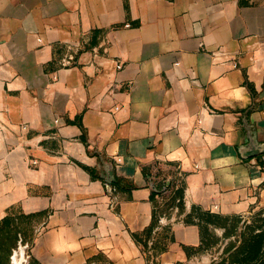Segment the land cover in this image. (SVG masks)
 <instances>
[{
	"label": "crops",
	"instance_id": "obj_1",
	"mask_svg": "<svg viewBox=\"0 0 264 264\" xmlns=\"http://www.w3.org/2000/svg\"><path fill=\"white\" fill-rule=\"evenodd\" d=\"M162 205L171 238L150 250L134 234ZM14 207L41 264H186L196 207L264 210V0H0Z\"/></svg>",
	"mask_w": 264,
	"mask_h": 264
},
{
	"label": "rangeland",
	"instance_id": "obj_2",
	"mask_svg": "<svg viewBox=\"0 0 264 264\" xmlns=\"http://www.w3.org/2000/svg\"><path fill=\"white\" fill-rule=\"evenodd\" d=\"M163 190L158 188V195ZM196 210L202 238L198 246L188 249L186 264H264V210L226 216ZM156 216L153 229L144 236L150 250L164 247L171 238L167 206H158ZM36 222L34 215L17 207L0 215V264H41L33 253Z\"/></svg>",
	"mask_w": 264,
	"mask_h": 264
},
{
	"label": "trees",
	"instance_id": "obj_3",
	"mask_svg": "<svg viewBox=\"0 0 264 264\" xmlns=\"http://www.w3.org/2000/svg\"><path fill=\"white\" fill-rule=\"evenodd\" d=\"M156 194H158V193L155 192V191L152 193L153 196H155ZM175 195L178 196V197H181L182 191L180 189H178L176 191V194ZM206 213H210V212H206ZM210 214H212V213H210ZM212 215H215V214H212ZM216 216H219V215H216ZM156 220H157V216H156V212H155L154 213V216H153L152 225L148 229H146L143 233H141V234H134V237H135L136 241H138L139 243H141L145 248H147V243H146V240H144V236L146 234H148L153 229V226L155 225ZM161 248H163V247H160V249Z\"/></svg>",
	"mask_w": 264,
	"mask_h": 264
},
{
	"label": "built area",
	"instance_id": "obj_4",
	"mask_svg": "<svg viewBox=\"0 0 264 264\" xmlns=\"http://www.w3.org/2000/svg\"><path fill=\"white\" fill-rule=\"evenodd\" d=\"M170 184V182H166V186L164 187V189H166V187ZM163 190V189H162Z\"/></svg>",
	"mask_w": 264,
	"mask_h": 264
}]
</instances>
